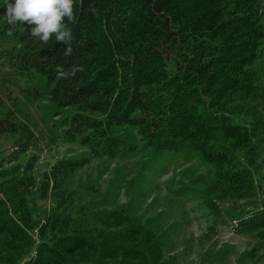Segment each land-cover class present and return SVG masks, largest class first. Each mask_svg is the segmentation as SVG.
Masks as SVG:
<instances>
[{
    "label": "trees",
    "instance_id": "trees-1",
    "mask_svg": "<svg viewBox=\"0 0 264 264\" xmlns=\"http://www.w3.org/2000/svg\"><path fill=\"white\" fill-rule=\"evenodd\" d=\"M75 14L71 55L54 38L41 48L27 25L11 34L18 47L0 53V137L17 136L0 159V264H173L158 231L124 210L72 215L68 179L94 159L126 157L139 145L157 156L188 149L213 169L205 192L212 215L220 216L214 196L253 198L264 145V84L254 66L264 0H78ZM0 25L9 34L2 16ZM73 63L84 71L57 80V67ZM37 78L56 108H74L62 122L63 142L88 150L57 159L38 184L37 157L20 161L36 138L8 90ZM35 195L50 202L43 219L33 217ZM234 233L252 239L242 260L264 263V210L239 219Z\"/></svg>",
    "mask_w": 264,
    "mask_h": 264
},
{
    "label": "rangeland",
    "instance_id": "rangeland-1",
    "mask_svg": "<svg viewBox=\"0 0 264 264\" xmlns=\"http://www.w3.org/2000/svg\"><path fill=\"white\" fill-rule=\"evenodd\" d=\"M1 28L2 25L0 31ZM17 47L18 39L0 32V53ZM259 51L254 66L261 71L260 82L264 84V44ZM26 81L20 79L8 90L22 115L27 116L36 138L35 145L20 161L37 157L33 176L38 184L41 175L57 159L85 157L88 150L77 142L62 140L65 130L62 122L74 113V108H56L48 100L40 78ZM34 92L38 94L37 99L30 95ZM11 105L10 101L6 104ZM16 139V135L0 137V159L10 152ZM238 158L244 162L242 152ZM257 162L260 168L254 175L255 196L236 203L214 196L220 210V216L215 217L205 201V192L213 181V169L203 163L198 153L184 149L157 156L139 145L134 154L94 159L72 174L68 183L76 203L70 213L76 215L79 209L124 210L158 231L163 253L173 264H251L243 261L241 254L252 239L236 235L234 228L239 219L264 210V145ZM30 207L35 219H43L50 202L35 195Z\"/></svg>",
    "mask_w": 264,
    "mask_h": 264
},
{
    "label": "clouds",
    "instance_id": "clouds-1",
    "mask_svg": "<svg viewBox=\"0 0 264 264\" xmlns=\"http://www.w3.org/2000/svg\"><path fill=\"white\" fill-rule=\"evenodd\" d=\"M78 0H5V9L2 16L7 23L11 35L17 25H27L28 35L41 48H46L50 41L69 44L65 56L72 54L70 42L73 39L72 27L77 21L75 7ZM94 12L95 9H90ZM82 65L73 63L67 69L58 66L57 80L74 78L77 73L83 72Z\"/></svg>",
    "mask_w": 264,
    "mask_h": 264
}]
</instances>
